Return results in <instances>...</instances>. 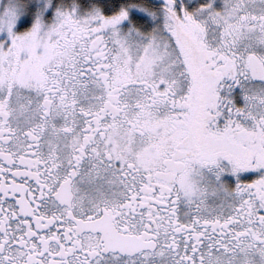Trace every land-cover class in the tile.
Here are the masks:
<instances>
[{
	"label": "flooded vegetation",
	"instance_id": "obj_1",
	"mask_svg": "<svg viewBox=\"0 0 264 264\" xmlns=\"http://www.w3.org/2000/svg\"><path fill=\"white\" fill-rule=\"evenodd\" d=\"M21 1L0 264H264V0Z\"/></svg>",
	"mask_w": 264,
	"mask_h": 264
},
{
	"label": "rangeland",
	"instance_id": "obj_2",
	"mask_svg": "<svg viewBox=\"0 0 264 264\" xmlns=\"http://www.w3.org/2000/svg\"><path fill=\"white\" fill-rule=\"evenodd\" d=\"M32 5L33 3H28L27 1L21 0H0V37L5 36L8 39L11 38L12 33L9 31L11 28H42V26L40 27L39 24H32L30 27L27 25L31 21L29 7ZM131 9L133 13L137 15L135 16L137 17V21H140V15H146V12L143 9H139L137 7H132ZM40 13L42 14L43 12ZM85 17L92 18V13L87 14ZM223 22L224 21L221 19H218L216 23L219 24ZM141 25L142 23L137 25V27L140 28L139 26ZM73 27L74 26H72V28ZM128 27H131V23L128 25ZM125 30L129 31L127 33L128 36H134V32H131L130 29ZM148 56V54H145V60H147Z\"/></svg>",
	"mask_w": 264,
	"mask_h": 264
},
{
	"label": "trees",
	"instance_id": "obj_3",
	"mask_svg": "<svg viewBox=\"0 0 264 264\" xmlns=\"http://www.w3.org/2000/svg\"><path fill=\"white\" fill-rule=\"evenodd\" d=\"M116 2H117V1L111 0V3H112L113 5H115Z\"/></svg>",
	"mask_w": 264,
	"mask_h": 264
},
{
	"label": "water",
	"instance_id": "obj_4",
	"mask_svg": "<svg viewBox=\"0 0 264 264\" xmlns=\"http://www.w3.org/2000/svg\"><path fill=\"white\" fill-rule=\"evenodd\" d=\"M123 18H121V20H122Z\"/></svg>",
	"mask_w": 264,
	"mask_h": 264
}]
</instances>
